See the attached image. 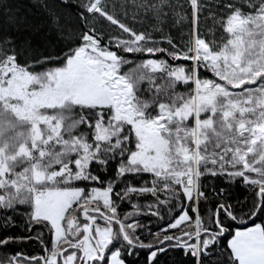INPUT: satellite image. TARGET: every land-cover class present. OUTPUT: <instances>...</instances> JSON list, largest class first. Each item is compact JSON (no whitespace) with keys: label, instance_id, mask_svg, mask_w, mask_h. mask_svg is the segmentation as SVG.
<instances>
[{"label":"snow or ice","instance_id":"6c2138e0","mask_svg":"<svg viewBox=\"0 0 264 264\" xmlns=\"http://www.w3.org/2000/svg\"><path fill=\"white\" fill-rule=\"evenodd\" d=\"M33 3L0 0V264H264V0Z\"/></svg>","mask_w":264,"mask_h":264},{"label":"trees","instance_id":"16d2710c","mask_svg":"<svg viewBox=\"0 0 264 264\" xmlns=\"http://www.w3.org/2000/svg\"><path fill=\"white\" fill-rule=\"evenodd\" d=\"M15 2L17 4V7H18L20 14L22 16H27V18L30 22H35V23L40 22V20L42 19V16H41L40 10L34 6L33 0H15ZM131 2H132V0H128L130 8H129V15H128L127 20H126L127 23H134V21L132 20V11H134V9L131 8ZM189 12H190V8H189ZM136 26L140 27L139 24H137ZM183 28H184V31L187 32L188 25L187 24L183 25ZM172 32L174 35L177 34V28H173ZM123 55L130 56L131 54L124 53ZM181 62L190 64L189 61H181ZM200 71H201V73H204V69H201ZM136 183L139 184L140 181H136ZM145 199H151V197H141V201H143ZM122 207L126 211L131 210L130 205H123ZM139 219L143 220V222L145 224H148L154 230H158L159 224L157 222H155L156 218L142 216V217H139ZM257 222H259V221H257ZM244 226L245 225H243V224L240 225L241 228H243ZM12 251L14 252V251H16V249L14 248ZM24 251L28 252V253L36 254L39 251V248L36 247L34 249L33 247L29 246V247L25 248ZM181 257H182V252L178 253L177 259H180ZM0 258H3L2 253H0ZM124 258L127 261V264H142V260H143V257L137 259V258H133V257H128L126 254H125Z\"/></svg>","mask_w":264,"mask_h":264},{"label":"rangeland","instance_id":"374dc122","mask_svg":"<svg viewBox=\"0 0 264 264\" xmlns=\"http://www.w3.org/2000/svg\"><path fill=\"white\" fill-rule=\"evenodd\" d=\"M179 63H182L184 65H188V63H183V62H179ZM202 78H211V74L210 73H207L206 75H204ZM181 91H184V86H181L180 88Z\"/></svg>","mask_w":264,"mask_h":264}]
</instances>
